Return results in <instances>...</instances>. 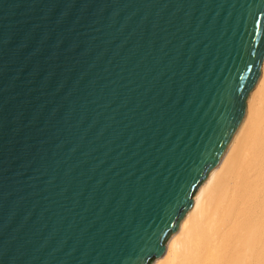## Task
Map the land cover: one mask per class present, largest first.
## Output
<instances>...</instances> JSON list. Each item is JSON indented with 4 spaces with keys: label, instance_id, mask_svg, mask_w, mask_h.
<instances>
[{
    "label": "water",
    "instance_id": "95a60500",
    "mask_svg": "<svg viewBox=\"0 0 264 264\" xmlns=\"http://www.w3.org/2000/svg\"><path fill=\"white\" fill-rule=\"evenodd\" d=\"M264 61V0H0V264H152Z\"/></svg>",
    "mask_w": 264,
    "mask_h": 264
},
{
    "label": "bare ground",
    "instance_id": "6f19581e",
    "mask_svg": "<svg viewBox=\"0 0 264 264\" xmlns=\"http://www.w3.org/2000/svg\"><path fill=\"white\" fill-rule=\"evenodd\" d=\"M152 264H264V61L231 144Z\"/></svg>",
    "mask_w": 264,
    "mask_h": 264
}]
</instances>
